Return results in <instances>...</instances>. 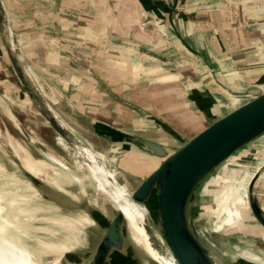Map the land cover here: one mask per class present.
I'll return each mask as SVG.
<instances>
[{
	"label": "crops",
	"instance_id": "0c3cea01",
	"mask_svg": "<svg viewBox=\"0 0 264 264\" xmlns=\"http://www.w3.org/2000/svg\"><path fill=\"white\" fill-rule=\"evenodd\" d=\"M1 2L45 101L83 141L115 149L126 173L140 167L136 186L161 162L138 138L189 140L264 92V0ZM255 150L264 211V135Z\"/></svg>",
	"mask_w": 264,
	"mask_h": 264
},
{
	"label": "rangeland",
	"instance_id": "374dc122",
	"mask_svg": "<svg viewBox=\"0 0 264 264\" xmlns=\"http://www.w3.org/2000/svg\"><path fill=\"white\" fill-rule=\"evenodd\" d=\"M2 52L0 54V164L4 166L5 174L10 180L2 183L1 188L17 191L25 197V200L20 201V206L26 208L30 219L25 246L31 252L34 262L64 264L62 247H67L70 251L80 250L91 253L98 243L102 229L94 225L90 212L99 209L109 219L115 215L117 208L104 193L96 189L95 183L89 178L85 164H89L90 160H86L59 140L57 134L41 118L25 94L23 101L19 97L15 98L23 90L10 66L4 48ZM25 99L28 103L26 106L21 103ZM22 129L29 134L30 139L25 137ZM188 136L179 139L169 138L171 141L165 142L166 150L174 151L187 141ZM260 138L243 147L226 160L224 165L222 163L221 167L219 166L199 185L193 198L195 203L191 208V217L196 228L201 227L202 230L207 229L209 232L220 222V218L224 215L218 218L215 206L220 208L223 205L230 214L234 213L227 226L219 231L223 234V239L212 241L221 254H230L234 257L236 262L233 261L232 264H257L242 256L243 251V253L264 255V231L254 220L247 197L243 196V191L240 190L237 192L236 204L233 203L235 200L233 201L232 198L235 187H239L238 184L236 185L239 176L246 181L256 166L255 157H259L255 154V149ZM9 142L14 143L20 153L39 159L34 166H48L45 172L46 180L49 182L56 178L58 172L61 174V167L50 160L60 158L71 163L77 160L75 163L80 164L81 169H73V173L81 178L83 185L59 178L57 183L65 191L49 184L47 188L49 193L68 206V211L42 198L37 189L21 174L20 163L13 154ZM87 146L96 153L98 163L106 165L108 171L114 172L120 184L130 194L141 178L140 167L128 174L125 172L128 171L127 169L120 167L115 149L110 150L107 146L92 143H87ZM258 152L262 156L263 151ZM26 183L30 184L32 189L29 190ZM125 231V240L128 242V251L132 258L129 245L131 239L128 230ZM226 241L233 247L226 244Z\"/></svg>",
	"mask_w": 264,
	"mask_h": 264
},
{
	"label": "water",
	"instance_id": "95a60500",
	"mask_svg": "<svg viewBox=\"0 0 264 264\" xmlns=\"http://www.w3.org/2000/svg\"><path fill=\"white\" fill-rule=\"evenodd\" d=\"M0 37L4 52L23 93L41 118L75 151L88 147L87 143L55 114L29 77L9 29L1 0ZM22 131L25 137L30 139L29 134ZM263 135L264 92L214 120L172 152L156 142L137 139L145 151L161 158L159 165L129 194L131 201L146 210L143 228L155 249L161 248L157 242L159 238L169 250L175 264H215L209 257L205 245L196 241L198 238L193 234L186 215V201L222 163ZM20 171L42 198L56 203L62 210H69L68 206L48 192V184L41 178L25 170L21 165ZM259 171L260 168L250 178L246 197L254 220L264 231V211L253 192ZM90 217L94 225L102 229L98 243L91 253L65 250L62 254L64 264H115L116 254L121 251L125 242L124 233L127 230H124L126 220L122 211L117 209L115 215L108 219L99 209H94L90 212ZM171 218L179 224L176 234L180 235L176 242L161 227ZM209 234L214 239H223L222 233L212 229ZM130 242L132 258L129 251L127 255L130 264H158L148 256L143 247L132 240ZM222 262L233 263L224 259Z\"/></svg>",
	"mask_w": 264,
	"mask_h": 264
},
{
	"label": "bare ground",
	"instance_id": "6f19581e",
	"mask_svg": "<svg viewBox=\"0 0 264 264\" xmlns=\"http://www.w3.org/2000/svg\"><path fill=\"white\" fill-rule=\"evenodd\" d=\"M7 112L9 114V110H7ZM57 137L59 138L60 141L65 143L61 137H59L58 135ZM9 146L13 149V154L18 159L20 165L25 170L32 173L33 175L41 178L45 183L52 186H57V188L60 187L59 189H61V191H65V190L61 188L60 184L57 183V180L59 178L60 179L62 178L70 183L82 184L81 182L83 181L81 180V178L73 173V169L74 170L81 169L80 164L78 165L75 163L77 160L74 163H71L69 161H66L65 159H63L65 160L63 161L60 158H58L57 160H50L49 158H47L51 162L61 167V174H59L58 172L56 174L57 179L56 178H55L56 180L52 179L49 182L48 180H46V172H45L48 166H43V167L34 166L35 164H37L39 159L32 158L31 155H24L20 153L18 150H16V146H14V143L12 142H9ZM67 146L69 149H72L69 145ZM79 149L80 150L77 151V153L80 156L86 157L90 160L89 164L86 163L85 166L89 178L95 183L96 189L104 193L115 204L116 208L122 211L126 220V225L124 227V230L125 229L128 230L131 240L140 247H143L144 251L148 254V256L156 263L175 264V261L172 258L169 250L166 248V246L164 245L161 239L157 238V242L161 247L160 250L155 249L152 246L151 242H149L148 235L146 234L143 228L144 221L146 220L145 208L139 206L138 204L130 200L129 194L126 192L123 185L120 184L115 173L112 172L111 170L108 171L105 168L106 165L103 166L98 163L95 152H93L88 147H82ZM224 164L225 162L222 165ZM259 167L260 165L254 168V170L251 172V174L249 175L246 181L245 179H243L242 176H239V178L237 179L238 181L236 183V185L238 184L239 187L238 188L235 187L234 189L232 198L233 201L234 200L235 201L233 203L235 204L237 203L238 200L237 192H239L240 190L243 191V196L246 197L247 195L246 185L248 184L253 173ZM9 180L10 178L7 177V174H5L4 166L0 164V264H38L34 262L31 252L25 246V240L29 232V221H30L28 211L26 210V208L20 206V201L25 200V197L18 194L17 191H11L10 189L1 188L2 183L4 184ZM26 184L29 190L32 189V186L30 184L28 183ZM34 192L37 193L36 190H34ZM81 192H83V190H81ZM194 195H191L186 201V215L189 219V224L191 230L193 231V234L196 235L198 238L196 241L200 242L201 244L203 243L205 245L206 249L208 250L209 257L212 260H214L215 264H225L222 262L223 259L226 261L236 262V260L233 259L234 257L232 255L221 254L218 251L216 246L212 243V241H216V240L210 236L207 229L202 230L201 227L196 228L193 225V219L191 217V208L195 203V199H193ZM223 197L225 198L224 195ZM215 207H216V211H215L216 216H218V218H220V215L221 216L224 215V217L220 218V222L215 227L212 228L213 231L219 232L222 228L227 226L234 213L230 214L228 210H226L223 207V205L220 206V208H218L217 206ZM175 221L176 220L174 218H171V220L161 225L165 233L171 236L174 242H176L179 239L178 236L180 235V234H176L177 227L179 224L178 222L175 223ZM178 244H180V241L178 242ZM226 244L232 246V244L229 243L228 241H226ZM62 250L65 251L68 250V248L62 247ZM243 252L241 253V255L244 256L249 261L255 262L257 264H264V255L260 256V255H255L253 253L249 254L247 252L245 253ZM127 255H128V242L125 240L124 244L122 245L121 251H119L116 254L114 262L116 264H130L127 260Z\"/></svg>",
	"mask_w": 264,
	"mask_h": 264
},
{
	"label": "trees",
	"instance_id": "16d2710c",
	"mask_svg": "<svg viewBox=\"0 0 264 264\" xmlns=\"http://www.w3.org/2000/svg\"><path fill=\"white\" fill-rule=\"evenodd\" d=\"M32 157V156H31Z\"/></svg>",
	"mask_w": 264,
	"mask_h": 264
}]
</instances>
